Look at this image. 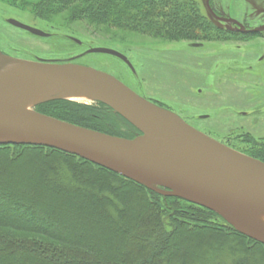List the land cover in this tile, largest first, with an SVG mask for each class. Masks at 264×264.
I'll return each mask as SVG.
<instances>
[{"label":"trees","instance_id":"trees-1","mask_svg":"<svg viewBox=\"0 0 264 264\" xmlns=\"http://www.w3.org/2000/svg\"><path fill=\"white\" fill-rule=\"evenodd\" d=\"M32 12L170 42L229 36L193 0H37ZM34 111L120 138L140 134L101 103L51 100ZM243 154L264 164V147ZM0 264H264V244L208 209L81 158L9 145L0 146Z\"/></svg>","mask_w":264,"mask_h":264},{"label":"rangeland","instance_id":"rangeland-1","mask_svg":"<svg viewBox=\"0 0 264 264\" xmlns=\"http://www.w3.org/2000/svg\"><path fill=\"white\" fill-rule=\"evenodd\" d=\"M36 1L0 0L1 54L59 65L71 63L106 73L139 97L227 148L243 154L264 147V32L243 34L229 23L216 21L206 8V0H193L200 15L229 36L196 43L170 42L83 21L73 22L67 13L39 18L32 12V3ZM209 3L216 16L236 20L245 29L264 25V0ZM8 19L50 36H32L8 25ZM89 48L122 54L133 71L110 55H84ZM97 103L91 100L81 104Z\"/></svg>","mask_w":264,"mask_h":264},{"label":"water","instance_id":"water-1","mask_svg":"<svg viewBox=\"0 0 264 264\" xmlns=\"http://www.w3.org/2000/svg\"><path fill=\"white\" fill-rule=\"evenodd\" d=\"M205 3L213 19L232 24L240 33L264 32V25L246 30L235 20L218 17L211 10L209 0ZM7 24L37 37H48L13 19H8ZM87 54L110 55L133 71L127 58L113 50L89 48L84 53ZM7 72L88 96L113 110L140 134L133 139L111 136L33 110H19L0 99V146H40L81 158L159 193L208 209L237 232L264 244L263 234L249 232L233 222L232 210L244 207L264 212L263 163L201 134L106 73L71 63L33 62L0 53V91ZM51 100L66 99L42 100L31 107Z\"/></svg>","mask_w":264,"mask_h":264},{"label":"bare ground","instance_id":"bare-ground-1","mask_svg":"<svg viewBox=\"0 0 264 264\" xmlns=\"http://www.w3.org/2000/svg\"><path fill=\"white\" fill-rule=\"evenodd\" d=\"M66 99L77 103H87L92 99L64 86L37 80L15 72L3 75L0 99L13 108L28 111L31 106L42 100ZM233 222L249 232L264 235V212L235 207Z\"/></svg>","mask_w":264,"mask_h":264},{"label":"flooded vegetation","instance_id":"flooded-vegetation-1","mask_svg":"<svg viewBox=\"0 0 264 264\" xmlns=\"http://www.w3.org/2000/svg\"><path fill=\"white\" fill-rule=\"evenodd\" d=\"M209 6H210V4H209ZM211 8V7H210ZM211 10H212V8H211ZM213 11V10H212ZM214 12V11H213ZM215 14V13H214ZM223 18H225V17H223ZM233 20V19H232ZM236 21V20H235ZM239 23V22H238ZM240 24V23H239ZM232 27H233V29L235 30V27L232 25V24H230ZM246 30H248V29H246ZM236 31V30H235ZM243 34H246V33H243ZM29 61H33V62H39L38 60H29Z\"/></svg>","mask_w":264,"mask_h":264}]
</instances>
